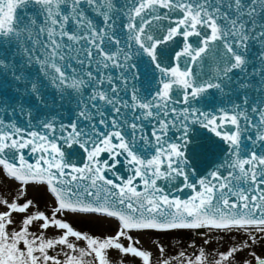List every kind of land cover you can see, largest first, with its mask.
Here are the masks:
<instances>
[{
	"label": "rangeland",
	"instance_id": "1",
	"mask_svg": "<svg viewBox=\"0 0 264 264\" xmlns=\"http://www.w3.org/2000/svg\"><path fill=\"white\" fill-rule=\"evenodd\" d=\"M45 195L43 189L30 188L21 190L14 184L5 182L0 172V217L12 203L20 202L26 204L28 207L27 212L24 214H13L8 219L0 218V263L7 262L10 264L13 260L12 253L17 249L22 254V260L19 264H71L68 262L69 255L78 256L74 259L75 264H95L93 259L97 253H106L107 260L105 264H202L198 258L209 257L211 252H216L215 249L218 247V244L221 245L219 239H208L204 240L203 243L208 241L218 244L211 243L203 245L202 243V246L199 245L197 248L190 246L191 250L187 253L184 249L171 258H164L172 250L167 251V253L164 251L162 254L154 241H149L146 235H137V239H140L139 242L144 243L143 245L147 248L149 255L148 261L132 259L127 256L126 250L119 249V251L118 249H114L112 244L108 243L106 235L104 234L99 236L95 240V243H90L88 239L84 241L80 240L78 238L80 236L76 237L78 240L65 238L66 234H62L58 230L57 222H75L77 218L65 216L56 217L57 215L51 210L52 204ZM38 214H46V219L50 221L51 225L46 224V221H38L36 219ZM88 223H91V226H94L93 224L96 223V226L99 228H105L106 226L105 223L100 221L89 220ZM113 237H118L116 232ZM134 241L137 240L135 239ZM118 242H123L125 247L130 244L129 242L127 243L125 237ZM98 247L103 248L104 251ZM64 248L70 251L72 250L73 254H70ZM243 248L244 245H242L239 251L243 253L250 251L247 247ZM219 249H221L220 246ZM223 252L225 253V251ZM249 253H247L246 258ZM217 258L223 261L222 258L215 256L214 264Z\"/></svg>",
	"mask_w": 264,
	"mask_h": 264
}]
</instances>
